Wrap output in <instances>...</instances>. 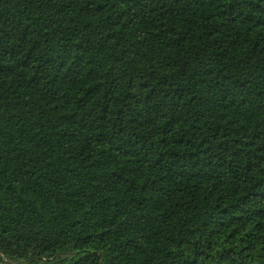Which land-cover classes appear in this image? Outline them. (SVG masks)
<instances>
[{"label":"trees","instance_id":"1","mask_svg":"<svg viewBox=\"0 0 264 264\" xmlns=\"http://www.w3.org/2000/svg\"><path fill=\"white\" fill-rule=\"evenodd\" d=\"M0 264H264V0H0Z\"/></svg>","mask_w":264,"mask_h":264}]
</instances>
